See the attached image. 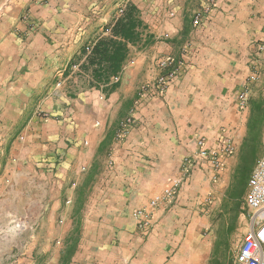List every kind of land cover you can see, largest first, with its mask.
<instances>
[{
    "label": "crops",
    "instance_id": "obj_1",
    "mask_svg": "<svg viewBox=\"0 0 264 264\" xmlns=\"http://www.w3.org/2000/svg\"><path fill=\"white\" fill-rule=\"evenodd\" d=\"M195 14L203 17L196 27ZM141 20L149 41L142 48L129 46L124 66L129 61L133 64L125 67L117 88L104 94L102 100L99 91H90L77 103L56 111L62 116L59 122H41L31 112L26 129L9 130L10 121L16 125L23 109L20 106L11 111L6 104L32 102L39 95L46 74L35 77L33 83L29 75L13 77L10 67L16 64L1 61L0 150L11 146L19 163L18 181L36 190L47 185H67L73 171L82 170L87 176L103 154L112 164L108 180L118 184L126 208H134L131 200L135 198L140 205L146 202L154 229L161 230V223L186 205L187 199L197 198L200 190L208 192L205 187L200 189L199 183L216 182L207 165L198 162L173 203L147 208L150 199L174 182L185 162L192 161L197 141L203 138L208 145H214L223 133L232 139L235 148L241 145L246 108L238 107L237 94L247 85L246 45L254 35L248 33L247 24L264 21V0H217L213 6L209 0H159L157 9L146 11V16L142 13ZM100 36L103 33L88 36L85 41L80 39V46L73 50L64 67L72 61L83 63L81 48ZM162 63L167 64L165 69ZM257 63L261 67L255 76V87L264 99V53ZM160 75L169 76L170 81L165 92L158 95L153 85ZM143 86L148 87L146 93L141 92ZM45 96L38 107L53 113L54 97L50 93ZM127 119H131V124L120 138L121 125ZM233 158L227 157L223 166ZM105 177L108 176L100 175L96 181L104 182ZM58 210L54 200L47 222ZM192 225L189 223L187 230ZM17 227L24 229L25 225ZM69 230L70 225L65 223L63 235Z\"/></svg>",
    "mask_w": 264,
    "mask_h": 264
},
{
    "label": "rangeland",
    "instance_id": "obj_2",
    "mask_svg": "<svg viewBox=\"0 0 264 264\" xmlns=\"http://www.w3.org/2000/svg\"><path fill=\"white\" fill-rule=\"evenodd\" d=\"M127 3L138 8L141 18L142 13L146 16V11L157 9L159 0H0V62L16 64L10 67L12 76L29 75L33 83L35 77L46 74L32 102L6 104L11 111L20 106L23 109L16 125L10 121L9 130L26 129L31 112L41 122L62 121L55 112L77 103L90 91H99V99H103L104 94L89 85V74L78 64L66 72L64 64L80 46V39L103 33ZM247 25L248 33L254 35L247 41L244 64L249 86L243 111L245 135L238 148L234 145L233 161L222 167L216 182L199 183L200 189L205 187L208 192L200 190L197 198L187 199L186 205L161 223V230L154 229L150 217L147 227H140L132 212L143 211L146 222V202L140 205L135 198L131 200L134 208H126L118 184L108 180L112 164L107 156L101 154L87 176L82 170L73 171L67 185L36 190L18 181V160L9 144L2 146L0 264H234L237 249L249 230L247 181L264 151V99L255 87L261 67L256 61H261L264 53V21ZM90 44L86 42L85 46ZM48 93L54 97L53 113L38 107ZM100 175L108 177L97 182ZM54 200L59 210L47 222ZM65 223L70 230L63 235ZM189 223L193 224L191 230H187ZM18 224L25 228L20 229Z\"/></svg>",
    "mask_w": 264,
    "mask_h": 264
},
{
    "label": "built area",
    "instance_id": "obj_3",
    "mask_svg": "<svg viewBox=\"0 0 264 264\" xmlns=\"http://www.w3.org/2000/svg\"><path fill=\"white\" fill-rule=\"evenodd\" d=\"M217 0H209L211 6L216 4ZM121 14V10L119 11ZM172 16V14H170ZM203 17L195 14L193 18V26H198ZM129 61L126 66L132 65ZM123 65L121 72L111 78V82H120L121 76L125 67ZM161 67L165 69L167 64L162 63ZM169 76H158L153 89L159 95L165 92L168 87ZM148 88V87H147ZM146 86L141 88L142 93H146ZM249 87L244 86L237 94L238 107L242 110L246 108L248 103ZM131 124V119L125 120L122 123V129L119 132V137L123 138L127 133L128 125ZM197 150L193 155L192 161L185 162L174 182L164 188L159 196L152 198L147 205L148 210L157 208L159 205L167 204L172 201L181 186L190 176L191 170L198 162L207 165L212 180L216 181L219 175L224 160L231 156L234 151V144L230 137L221 134L214 145H208L205 139H199L196 143ZM245 207L247 209V219L249 230L242 239L234 259V264H264V151L255 162L247 181V191L245 197ZM132 217L143 227L148 224L149 213L141 210L132 212ZM142 224V225H141Z\"/></svg>",
    "mask_w": 264,
    "mask_h": 264
},
{
    "label": "trees",
    "instance_id": "obj_4",
    "mask_svg": "<svg viewBox=\"0 0 264 264\" xmlns=\"http://www.w3.org/2000/svg\"><path fill=\"white\" fill-rule=\"evenodd\" d=\"M145 31L146 25L140 18L138 8L132 3H127L121 9V14L103 28V33L107 34L80 50L84 61L79 65V69L89 74V85L101 90L103 94L114 91L119 82H111V78L121 72L129 56V46H146L149 37ZM74 65L76 64L73 61L70 62L66 71ZM243 171L244 179L246 170Z\"/></svg>",
    "mask_w": 264,
    "mask_h": 264
}]
</instances>
